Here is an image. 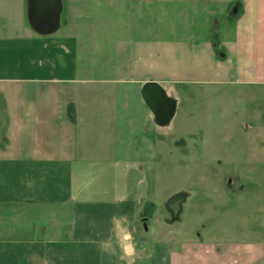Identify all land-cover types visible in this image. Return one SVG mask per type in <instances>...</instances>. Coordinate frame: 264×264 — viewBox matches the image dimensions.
<instances>
[{
  "label": "crops",
  "instance_id": "0c3cea01",
  "mask_svg": "<svg viewBox=\"0 0 264 264\" xmlns=\"http://www.w3.org/2000/svg\"><path fill=\"white\" fill-rule=\"evenodd\" d=\"M248 5L235 19V40L221 43L225 61L212 42L137 41L118 79L89 75L95 70L80 64L65 21L62 32L61 21L42 36L29 24L27 0H0V264H264L261 234L176 250L156 241L144 259L136 240L149 189L138 195L128 184L158 168L156 155L147 173L135 167L143 160L137 131L140 148L156 152L145 129L146 83L264 84L261 0L251 1L252 18Z\"/></svg>",
  "mask_w": 264,
  "mask_h": 264
},
{
  "label": "rangeland",
  "instance_id": "374dc122",
  "mask_svg": "<svg viewBox=\"0 0 264 264\" xmlns=\"http://www.w3.org/2000/svg\"><path fill=\"white\" fill-rule=\"evenodd\" d=\"M247 1L64 0L61 32L65 21L79 43L80 64L95 70L90 76L121 79L137 41L214 40L225 48L221 43L235 40V19L252 0ZM259 10L263 47L264 0ZM260 54L264 69V48ZM239 80L171 88L160 83L177 100V113L164 127L152 112L145 121L156 152L140 148L137 131L136 155L143 160L135 163L136 171L147 173L154 155L158 168L154 177L142 173L128 183L138 195L149 189L141 195L136 240L144 259L156 241L176 250L192 240L249 241L255 234L264 239V84Z\"/></svg>",
  "mask_w": 264,
  "mask_h": 264
},
{
  "label": "water",
  "instance_id": "95a60500",
  "mask_svg": "<svg viewBox=\"0 0 264 264\" xmlns=\"http://www.w3.org/2000/svg\"><path fill=\"white\" fill-rule=\"evenodd\" d=\"M64 0H27V15L31 28L42 36L55 34L61 27ZM143 99L161 126L169 125L176 116L178 102L156 82L142 88Z\"/></svg>",
  "mask_w": 264,
  "mask_h": 264
},
{
  "label": "trees",
  "instance_id": "16d2710c",
  "mask_svg": "<svg viewBox=\"0 0 264 264\" xmlns=\"http://www.w3.org/2000/svg\"><path fill=\"white\" fill-rule=\"evenodd\" d=\"M219 45H220V43L218 41H214V40L212 41V46H213L217 60L225 61L227 59L226 49L225 48H223V49L219 48ZM72 109H73V107L71 106L70 107V110H71L70 117H71V120L74 121L75 120V114L72 111Z\"/></svg>",
  "mask_w": 264,
  "mask_h": 264
},
{
  "label": "flooded vegetation",
  "instance_id": "af4514ba",
  "mask_svg": "<svg viewBox=\"0 0 264 264\" xmlns=\"http://www.w3.org/2000/svg\"><path fill=\"white\" fill-rule=\"evenodd\" d=\"M235 1H237V0H235ZM232 2H234V1H232ZM241 4V3H240ZM243 7H244V4H243ZM175 215L177 214V213H174Z\"/></svg>",
  "mask_w": 264,
  "mask_h": 264
}]
</instances>
